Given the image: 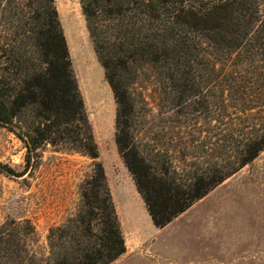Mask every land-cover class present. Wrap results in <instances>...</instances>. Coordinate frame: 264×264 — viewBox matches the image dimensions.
<instances>
[{"label":"trees","instance_id":"obj_1","mask_svg":"<svg viewBox=\"0 0 264 264\" xmlns=\"http://www.w3.org/2000/svg\"><path fill=\"white\" fill-rule=\"evenodd\" d=\"M79 1L116 104L118 154L152 224L162 229L264 151V104L256 113L258 106L251 107L264 102V0ZM233 54L239 66L220 67L221 57ZM147 69L176 106L205 109L215 122L214 136L222 134L224 118L240 121L211 150L208 168L153 167L135 143L133 85ZM0 127L24 144L25 173L37 167L45 145L93 161L79 213L50 230L47 254L32 255L29 264H112L124 255L121 224L54 0H0Z\"/></svg>","mask_w":264,"mask_h":264},{"label":"rangeland","instance_id":"obj_2","mask_svg":"<svg viewBox=\"0 0 264 264\" xmlns=\"http://www.w3.org/2000/svg\"><path fill=\"white\" fill-rule=\"evenodd\" d=\"M54 2L126 243L125 254L112 264H264V151L166 227L156 228L118 154L116 104L80 1ZM222 59L220 67L227 70L239 66L234 54ZM92 86L103 103L93 99ZM133 88L138 98L134 141L153 167L168 162L178 172L208 168L218 140L240 123L224 118L222 134L214 136L215 122L206 110L176 106L150 69L140 72ZM256 102L254 113L264 104ZM25 153L24 144L0 127V239L11 252L8 259L0 243V264H29L32 255L47 254L50 230L79 213L82 184L94 173L88 157L50 145L41 147L39 164L25 173Z\"/></svg>","mask_w":264,"mask_h":264},{"label":"bare ground","instance_id":"obj_3","mask_svg":"<svg viewBox=\"0 0 264 264\" xmlns=\"http://www.w3.org/2000/svg\"><path fill=\"white\" fill-rule=\"evenodd\" d=\"M91 95H92L93 99H96V100H98L100 103H103L102 98L100 97L98 91L96 92V89H95L94 86H92V88H91ZM85 100H86V99H85ZM86 103H87V102H86ZM100 103H99V104H100Z\"/></svg>","mask_w":264,"mask_h":264}]
</instances>
